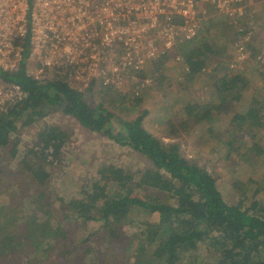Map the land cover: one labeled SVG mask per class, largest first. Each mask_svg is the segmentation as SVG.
Returning a JSON list of instances; mask_svg holds the SVG:
<instances>
[{
  "label": "trees",
  "instance_id": "16d2710c",
  "mask_svg": "<svg viewBox=\"0 0 264 264\" xmlns=\"http://www.w3.org/2000/svg\"><path fill=\"white\" fill-rule=\"evenodd\" d=\"M186 43L180 42L176 49L191 59L190 68L186 69L187 76L182 81L187 86L188 82L192 84L201 79L210 52L218 54L221 50L206 42L196 47L191 42ZM29 52L27 42L20 69L17 72L0 71L5 82H18L29 92L22 103L1 117L0 149L12 144L10 153L16 155L18 143L13 142V134L21 125L33 124L43 117L54 105L65 114L74 116L82 126L111 138L115 137L112 122L119 120L123 131L117 139L144 156L152 165H145L139 170L137 179L135 170L127 171L116 165L101 168L85 198L63 201L58 220L62 218L64 222L60 220L55 227L45 225L52 220L51 209L48 208L52 201L46 202L42 211L40 203L45 199L44 195L39 196L41 202L38 205L34 204L40 207L42 213L34 210L21 220L24 222L22 225L17 224L19 217L7 215L0 206V264H97L94 253L88 252L86 242L101 236L106 237L107 244L105 253H99L101 261L98 264H130L121 257L123 249L130 255L135 254L133 249L137 252L133 259L135 264H142L143 261L147 264H188L186 261L189 264H264V174L260 175V181L256 179L251 188L247 183L235 202L227 201L216 177L207 167L186 158L178 144L166 142L146 129L144 119L147 111H140L133 121L117 117L116 111L119 108L122 110L121 107L129 112L134 108L139 110L143 94L134 98L125 97L97 82L79 90L62 79L36 80L26 73ZM227 54L232 56L231 60L225 57L214 66L215 71H223L215 81L220 102L213 104L219 111L229 107V92L241 91L250 82L240 72L230 73L235 55L233 51ZM166 59L168 55L152 63L160 71ZM145 71L146 68L140 73L142 77ZM240 93L232 99L239 100ZM256 99L254 97L253 102ZM259 103L237 113L234 121L243 125L249 119L247 126L251 132L262 128L264 116L261 101ZM194 112L198 115L200 110L191 111ZM204 118L212 120L210 110ZM41 136L38 150L30 151L39 163L25 158L23 165L38 186H46L50 174L45 164L53 162L48 160L47 149L51 147L53 150L50 153L57 158L66 139L65 133L53 125H47ZM113 186L118 190L112 192ZM150 191L166 192L173 202ZM135 208L142 210L147 217H138ZM152 215L156 218L153 219ZM90 221L101 222L100 228L89 231ZM69 224L82 231L84 229L73 243L69 242L72 239H63L69 233V236L72 235L67 230ZM124 224L135 225L136 229L129 231ZM19 226L25 231L19 232ZM30 229L32 234L26 232ZM46 234L60 237L61 241L53 243L52 236Z\"/></svg>",
  "mask_w": 264,
  "mask_h": 264
},
{
  "label": "rangeland",
  "instance_id": "374dc122",
  "mask_svg": "<svg viewBox=\"0 0 264 264\" xmlns=\"http://www.w3.org/2000/svg\"><path fill=\"white\" fill-rule=\"evenodd\" d=\"M245 2L247 7L256 11L254 19L250 14V18L245 20L247 21L245 26L252 30L250 55L230 73L240 72L250 82L241 91L237 89L229 92L228 95L231 97H229L231 100H229V107H224L221 111L214 107L213 103L220 102L216 95V76L223 74V71H215L214 66L225 57L231 60L232 56L227 52L232 54L234 51L232 46L235 27L230 25L226 14L208 4V13L201 29L193 39L186 41L191 42L193 47L206 42L211 47L221 50L218 54L210 52L207 70L201 79L192 84L187 81V86L182 82L187 76L186 66L191 59L175 48L163 62L162 70L158 71L154 61L145 66L146 73L143 78L148 79L149 82L142 92L144 98L140 109L134 108L129 112L121 107L123 111L119 110L120 108L116 111L117 117L129 121L135 120L140 111H147L148 114L144 119L146 129L166 142L178 144L186 158L207 167L216 177L220 191L229 202H235L247 183L251 188V185L256 184V179H258L257 182L260 181V175L264 174V126L251 132L247 126L249 119L243 125L234 121L237 113L245 111L251 104H260V101L264 116V73L260 74L262 71L259 68L264 66V0H246ZM178 56H180L179 59ZM218 68L222 67L218 65ZM44 79L54 81L63 78L46 77ZM71 83L78 89L81 88L80 90L84 89V86L76 81ZM239 93L240 99L233 100ZM254 97L258 98L255 102H253ZM197 110H200L198 115L196 112L191 113ZM208 110L212 113L210 121L204 118ZM112 123L114 138L82 126L74 116L67 115L58 107L51 105L46 114L33 124L21 125L13 134V142L18 143L16 155L12 156L10 153L12 144L0 149V206L3 211L7 215L19 217L17 224L22 225L24 222L21 220L34 210L42 213L40 207L34 204L38 205L41 202L39 196L44 195L45 199L40 203L42 211L46 207V202L52 201V205L48 207L51 209L52 220L45 225L55 227L62 220V218L58 220L60 218L58 211L61 210L63 201L85 198L90 193L91 183L97 178L101 168L116 165L127 171L135 170L134 175L137 179L139 170L152 163L130 146L122 144L117 137L123 131V126L117 119ZM47 125H53L64 132L66 142L60 150V155L57 158L54 157L53 162L50 160L52 163L45 164L50 174L47 185L38 186L32 180V176L26 172L23 160L27 158L32 163H39L37 157H34L30 151L31 149L37 151L40 147L41 133ZM117 190L114 186L111 188L112 192ZM150 193L173 202L166 192L150 191ZM135 209L138 217L143 219L147 217L142 210ZM152 218L155 219L156 216L152 215ZM100 225L99 221H90L88 229L89 231L98 230ZM67 227L72 235L69 236V233L63 239L67 241L72 239L69 241L71 243L76 241V237L80 238V234L84 232V229L82 231L74 224H69ZM17 228L19 232L25 231L20 226ZM124 228L130 231L135 230L136 226L124 224ZM32 231L30 229L26 232L32 234ZM74 232L76 236H73ZM51 238L53 243L61 241L57 236ZM106 244L105 236L86 242L89 247L88 252L94 253L97 264L101 261L99 253L106 251ZM124 250L121 257L127 263L135 264L133 259L137 252L133 249L135 254L130 255ZM185 263L189 264L188 261ZM142 264L147 262L143 261Z\"/></svg>",
  "mask_w": 264,
  "mask_h": 264
},
{
  "label": "built area",
  "instance_id": "2783aa9c",
  "mask_svg": "<svg viewBox=\"0 0 264 264\" xmlns=\"http://www.w3.org/2000/svg\"><path fill=\"white\" fill-rule=\"evenodd\" d=\"M245 1L0 0V71L20 69L28 42V76L61 77L70 87L77 88L71 83L76 81L84 89L97 82L134 98L149 82L139 72L193 39L208 4L235 27L233 70L250 55L252 30L245 20L250 14L254 19L256 11ZM28 94L20 83L5 82L0 75V119ZM52 150L47 149L48 160L54 161Z\"/></svg>",
  "mask_w": 264,
  "mask_h": 264
},
{
  "label": "crops",
  "instance_id": "0c3cea01",
  "mask_svg": "<svg viewBox=\"0 0 264 264\" xmlns=\"http://www.w3.org/2000/svg\"><path fill=\"white\" fill-rule=\"evenodd\" d=\"M249 107H250V106H249ZM249 107H248V108H249ZM248 108H247V109H248ZM247 109H246V110H247ZM246 110H245V111H246Z\"/></svg>",
  "mask_w": 264,
  "mask_h": 264
}]
</instances>
